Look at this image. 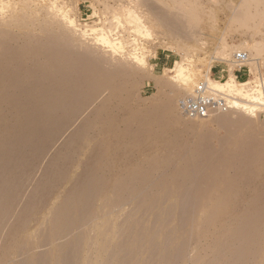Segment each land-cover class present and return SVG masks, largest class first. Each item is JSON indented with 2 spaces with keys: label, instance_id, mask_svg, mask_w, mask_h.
Instances as JSON below:
<instances>
[{
  "label": "rangeland",
  "instance_id": "obj_1",
  "mask_svg": "<svg viewBox=\"0 0 264 264\" xmlns=\"http://www.w3.org/2000/svg\"><path fill=\"white\" fill-rule=\"evenodd\" d=\"M102 1L0 0V264H264L263 95L222 96L252 117L180 111L211 65L237 76L236 52L252 58L238 85L259 89L264 20L200 0L189 30L207 41L184 88L142 0Z\"/></svg>",
  "mask_w": 264,
  "mask_h": 264
},
{
  "label": "bare ground",
  "instance_id": "obj_2",
  "mask_svg": "<svg viewBox=\"0 0 264 264\" xmlns=\"http://www.w3.org/2000/svg\"><path fill=\"white\" fill-rule=\"evenodd\" d=\"M94 1H96V3H98V2L101 3L102 0H94ZM149 1H151V2H149ZM149 1L148 0H142L143 4H145V7H147V9H148V11L146 13V14H148V16H146L147 21H146V23L144 22L145 26H146V30L148 29L147 30V36H152V35L156 36L155 37L156 40L159 42V44L162 47L171 51L172 53L177 54L182 59L181 61L175 62L174 68L166 69V76L165 77H167L168 73H171L172 75L169 76L168 79H172V78L176 79L180 83L181 87L189 88L191 86H194L196 84V75H195L194 70H193V68H194L193 58L195 56V53L200 50V47H203L204 42H206L207 40H206V37L204 40V38H203L204 35H202L201 37H200V35H199V37H197L198 35L195 36L196 35L195 32H194L195 35L194 34L191 35L192 32L190 33V31L194 30L193 28L196 26V25L194 26V24L197 23V19L202 14V12L200 11L201 8H199L200 6H202V3L200 2V0L199 1L193 0V1H189V5H188V3L182 5V4H179V2L177 0H175V2H174V0H172L173 2L171 0L170 1L160 0V2H162V3H159V2L158 3L162 4V5L158 6V5L154 4L155 2L152 3L153 2L152 0H149ZM187 1L188 0H186V2ZM186 2L183 1L182 3H186ZM223 2H224V0H223ZM158 3L156 2V4H158ZM224 5H226L225 7L229 11L228 17H229L230 21H232V22H238L241 24L245 23V24H248L249 27H251L250 26L251 23L255 22L257 19L264 20V0H239L238 3L229 2V3L223 4V6ZM186 6L191 7V11H189V13L187 12V14H189V16L191 13L193 14V15H191L192 17H190L189 19H187L188 15L186 16V18L184 17V15H186V14H184L185 11H188ZM184 7H186V10L184 9ZM189 7H188V9H190ZM76 8L77 7H75V9ZM176 10H177V12H175ZM181 10H185L184 13ZM180 13H182V15L184 14L183 15V17L185 18L184 20L180 19V18H182L181 17L182 15ZM62 15H63V19L69 21L68 24H70L71 27L76 25V21H74L69 16L67 11H65ZM144 23L141 22L139 24V26L141 27L142 24H144ZM190 27H191V30H189ZM72 28H74V27H72ZM188 31H189V33H188ZM81 32H82L81 34L84 37H86V36L90 37L92 35H96L98 30H93V29L87 28L86 30H82ZM259 44H257V42H256L253 45V47L257 51L259 50V52L261 51V53H262V52H264V48L262 47V45H259ZM160 45H159V47H160ZM234 47H235V45H234ZM225 48H227V46ZM237 49H239V48L237 47ZM222 50L227 51V49H224V48H222ZM232 51H234V50H232ZM228 52L229 51L226 52V55ZM230 52H231V50H230ZM219 54H220L219 55L220 57L217 56L218 59H216V58L215 59L217 61L225 60V59L221 58L222 57L221 53H219ZM222 54H224V53H222ZM236 54H237V52L233 56L235 57ZM134 55L136 56V54H134ZM225 56H223V57H225ZM198 57L197 58L195 57V59H198ZM136 58H138L136 60L138 65L140 64L139 66H141L143 70L147 69V65H148L147 61L148 60L146 59V57L144 56V58H142V57L140 58V56H137ZM215 59L213 58L210 60H215ZM203 63H205V62H203ZM233 64H234V61H233ZM211 66H210V68L208 67L209 69L207 70V74L205 75V81L202 84H207L208 87L211 89V91L214 92V94H221V95L226 96L227 98H230L229 96L235 95L238 98H242L246 102H250V101L255 102L256 101L254 104H257V100L260 99L259 96L263 95V98H264V82H263V80H262V83H261L258 90H255L254 88L250 89L249 88L251 85L250 83L246 82V83H243L242 85H238V83L236 81L237 77L235 76V74L231 70V74L229 76L230 79L225 81L224 83H222L220 81H216V80H213L211 78V76H210L211 75ZM162 78H164V77H162ZM196 85L199 86V84H196ZM210 85L214 86L216 89L214 87H213L214 89L211 88ZM260 92H261V94H260ZM258 97H259V99H257ZM260 102H261V99H260ZM258 103H259V101H258ZM263 103H264V100H263ZM229 104L231 106V110H229L230 112H234L233 111V110H235L234 108H241L240 107L241 103H239L238 100H236V99H235V101H232ZM241 106L243 107L244 111L248 110L247 111L248 113H249V111L250 112L254 111L252 108H249L247 104H244ZM260 106L264 107V104H262ZM226 113H229V112H226ZM223 114L225 115V113H223ZM250 115H251V117L253 116L252 114H250ZM256 116H257V114H256ZM252 119H254V118H252ZM253 125L255 126V124H253ZM258 128H256V129H258L261 132V127L259 126Z\"/></svg>",
  "mask_w": 264,
  "mask_h": 264
},
{
  "label": "built area",
  "instance_id": "obj_3",
  "mask_svg": "<svg viewBox=\"0 0 264 264\" xmlns=\"http://www.w3.org/2000/svg\"><path fill=\"white\" fill-rule=\"evenodd\" d=\"M251 55L248 52H238L234 57V65L237 67L235 73L244 78L250 77L248 63L251 62ZM263 79V77H260ZM264 81V79H263ZM223 95L214 94L207 84H199L192 95L180 102L181 114L191 120H206L218 113H226L231 106ZM262 108H264L262 106Z\"/></svg>",
  "mask_w": 264,
  "mask_h": 264
},
{
  "label": "crops",
  "instance_id": "obj_4",
  "mask_svg": "<svg viewBox=\"0 0 264 264\" xmlns=\"http://www.w3.org/2000/svg\"><path fill=\"white\" fill-rule=\"evenodd\" d=\"M159 64H162L164 67L168 65L167 62H165L163 59L160 60ZM226 72L225 69H220V68H214V71H212V74L217 77H224V73ZM237 78L239 77L238 75L236 76Z\"/></svg>",
  "mask_w": 264,
  "mask_h": 264
}]
</instances>
